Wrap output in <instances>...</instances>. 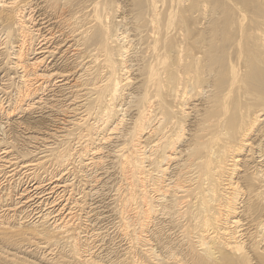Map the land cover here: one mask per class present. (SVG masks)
<instances>
[{
  "label": "bare ground",
  "instance_id": "bare-ground-1",
  "mask_svg": "<svg viewBox=\"0 0 264 264\" xmlns=\"http://www.w3.org/2000/svg\"><path fill=\"white\" fill-rule=\"evenodd\" d=\"M42 262L264 264V0H0V264Z\"/></svg>",
  "mask_w": 264,
  "mask_h": 264
},
{
  "label": "rangeland",
  "instance_id": "rangeland-1",
  "mask_svg": "<svg viewBox=\"0 0 264 264\" xmlns=\"http://www.w3.org/2000/svg\"><path fill=\"white\" fill-rule=\"evenodd\" d=\"M35 256V257H34ZM33 257H34V259L32 258V260L31 261H36L35 263H39V261H38V259H37V257H36V255H34ZM36 258V259H35ZM42 264H43V262H42Z\"/></svg>",
  "mask_w": 264,
  "mask_h": 264
}]
</instances>
